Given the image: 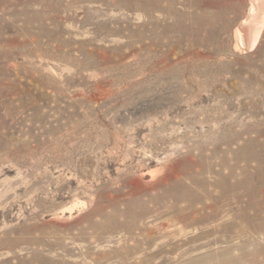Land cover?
<instances>
[{"label":"rangeland","instance_id":"obj_1","mask_svg":"<svg viewBox=\"0 0 264 264\" xmlns=\"http://www.w3.org/2000/svg\"><path fill=\"white\" fill-rule=\"evenodd\" d=\"M198 1L0 0V264H264V21Z\"/></svg>","mask_w":264,"mask_h":264},{"label":"bare ground","instance_id":"obj_2","mask_svg":"<svg viewBox=\"0 0 264 264\" xmlns=\"http://www.w3.org/2000/svg\"><path fill=\"white\" fill-rule=\"evenodd\" d=\"M121 1H126V4H127V6L128 7H137V8H143V7H145L146 5H148V4H150V6L152 7V9H153V11H157V12H165V13H167L168 15L170 14V13H174V14H176V15H180L181 17H185V15L180 11V13H179V10H177V11H175V9H174V7H173V4H172V2H173V0H121ZM168 2V4L167 5H163V2ZM194 2V1H193ZM193 2H189V3H193ZM215 2H217V1H214V3ZM254 2V1H253ZM118 3H120V2H118ZM117 2H116V4H118ZM195 3V2H194ZM166 4V3H165ZM253 4V3H252ZM192 5V4H191ZM197 7H198V9H199V7H204V6H206V7H209L210 6V8H211V6L213 5L212 4V2L211 1H208V0H206V2L205 1H198L196 4H195ZM204 5V6H203ZM216 5V4H215ZM119 6H121V5H119ZM193 6V5H192ZM196 6H193V8L195 7L196 8ZM213 7H214V5H213ZM217 8V7H216ZM197 9V10H198ZM253 9H254V11H253ZM255 9L257 10L256 12H255ZM206 10V8L204 9V11ZM196 11V10H195ZM194 11V12H195ZM200 11V10H199ZM218 11V10H217ZM202 12V11H201ZM202 14H204V12L202 13ZM223 14H224V12H223ZM162 15H164V13L162 14ZM195 15L196 16H193V15H190V17H191V19L193 20V21H190V22H192L193 24L194 23H198L199 25L201 24H204V25H206V24H209V25H213V24H210V23H212L213 22V18L211 17V19L210 20H208V22H207V18H205L204 16H200L199 14V16H197V14L195 13ZM263 15H264V0H256V2L254 3V5H253V7H252V11L249 13V16H248V18H247V20L246 21H244L243 23H242V28H243V32H244V34H245V36L247 37V41H248V43H251V41H253L252 43L253 44H255L256 42H257V40H258V37H259V35H260V33H261V31H262V25L263 24H261V25H258V23L259 22H263L264 20L262 19V17H263ZM159 17V16H158ZM167 17V15L165 14V18ZM189 16L187 17V18H190ZM164 18V17H163ZM164 20V19H163ZM188 21H189V19H188ZM160 20L158 19V20H156V23L157 24H160ZM190 24V23H189ZM193 24L192 25H189L188 26V28L186 29L185 28V31L186 30H188V32H193ZM157 26V25H156ZM167 26L169 27V24H167ZM173 26V25H172ZM208 26V25H207ZM206 26V27H207ZM196 27V26H195ZM201 28V26L200 27H198V29H200ZM170 29V28H169ZM172 29V28H171ZM205 29V28H204ZM156 30V29H155ZM165 30H168V29H165ZM199 31V30H198ZM165 32V31H164ZM167 32H169V30L168 31H166V33ZM187 32V31H186ZM241 32V31H240ZM155 33H156V31H155ZM159 33V32H158ZM158 33H156V37L159 35ZM158 34V35H157ZM161 34V33H160ZM189 34V33H188ZM187 35V34H186ZM161 36V35H160ZM164 36V35H163ZM162 37V36H161ZM165 37V36H164ZM159 38V37H158ZM157 38V39H158ZM241 38V37H240ZM170 39V38H169ZM168 39V40H169ZM160 40V39H159ZM167 40V41H168ZM241 41V40H240ZM243 41H241V43H242ZM167 43V42H166ZM169 43V42H168ZM247 43V44H248ZM158 44V43H157ZM251 45V44H250ZM238 46V45H237ZM201 57V56H200ZM165 58H167V57H165ZM164 64V63H163ZM192 81V80H191ZM242 86V85H241ZM98 88L100 89V90H102L103 92H105V94L107 95V96H110L111 94H112V91L110 90V88H108V87H106V86H104L103 84H102V82H100V83H98ZM244 88V87H243ZM98 89V90H99ZM220 93V92H219ZM236 123V122H235ZM259 126V125H258ZM214 131V130H213ZM145 134V133H144Z\"/></svg>","mask_w":264,"mask_h":264}]
</instances>
